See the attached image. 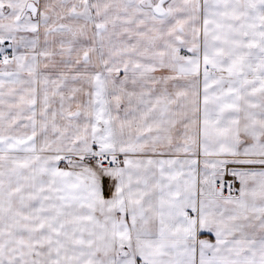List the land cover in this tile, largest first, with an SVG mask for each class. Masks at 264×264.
Wrapping results in <instances>:
<instances>
[{
	"label": "snow or ice",
	"instance_id": "1",
	"mask_svg": "<svg viewBox=\"0 0 264 264\" xmlns=\"http://www.w3.org/2000/svg\"><path fill=\"white\" fill-rule=\"evenodd\" d=\"M0 264H264V0H0Z\"/></svg>",
	"mask_w": 264,
	"mask_h": 264
}]
</instances>
